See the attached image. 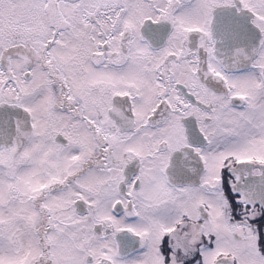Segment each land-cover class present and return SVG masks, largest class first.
I'll return each mask as SVG.
<instances>
[{"label": "snow or ice", "instance_id": "1", "mask_svg": "<svg viewBox=\"0 0 264 264\" xmlns=\"http://www.w3.org/2000/svg\"><path fill=\"white\" fill-rule=\"evenodd\" d=\"M0 264H264V0H0Z\"/></svg>", "mask_w": 264, "mask_h": 264}]
</instances>
